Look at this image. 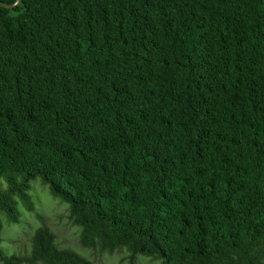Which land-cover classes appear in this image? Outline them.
Here are the masks:
<instances>
[{
  "label": "trees",
  "instance_id": "trees-1",
  "mask_svg": "<svg viewBox=\"0 0 264 264\" xmlns=\"http://www.w3.org/2000/svg\"><path fill=\"white\" fill-rule=\"evenodd\" d=\"M18 1L0 0V264H95L47 225L4 252L37 178L84 247L264 264V0Z\"/></svg>",
  "mask_w": 264,
  "mask_h": 264
},
{
  "label": "rangeland",
  "instance_id": "rangeland-1",
  "mask_svg": "<svg viewBox=\"0 0 264 264\" xmlns=\"http://www.w3.org/2000/svg\"><path fill=\"white\" fill-rule=\"evenodd\" d=\"M0 181L5 183L1 178ZM3 182L2 186H5L6 183ZM29 194L35 204L34 211L26 210L18 200V208L21 212L19 222L10 223L3 218L1 247L7 255H29L34 231L42 225H47L55 233L59 247L69 248L88 257L95 264H130L129 254L125 250L111 253L98 248L84 247L80 240V226L73 222L69 205L54 196L41 178L30 182ZM134 264H159V262L138 255Z\"/></svg>",
  "mask_w": 264,
  "mask_h": 264
},
{
  "label": "water",
  "instance_id": "water-1",
  "mask_svg": "<svg viewBox=\"0 0 264 264\" xmlns=\"http://www.w3.org/2000/svg\"><path fill=\"white\" fill-rule=\"evenodd\" d=\"M19 2H20V0L16 4H18Z\"/></svg>",
  "mask_w": 264,
  "mask_h": 264
}]
</instances>
